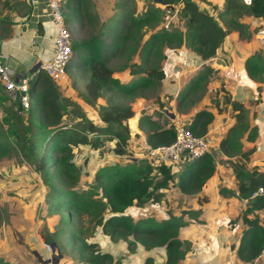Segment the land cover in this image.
<instances>
[{
	"label": "trees",
	"instance_id": "obj_1",
	"mask_svg": "<svg viewBox=\"0 0 264 264\" xmlns=\"http://www.w3.org/2000/svg\"><path fill=\"white\" fill-rule=\"evenodd\" d=\"M142 1L138 11L136 0H117L112 17L100 22L92 0H59L72 48L66 75L77 98L65 95L59 84L41 70L38 79L28 83L27 107H11L7 116L0 118V159L17 155L40 174L49 188L46 216H59L58 223L66 228L76 248L75 264H178L192 252V242L180 239L179 230L198 220L200 208L182 209L177 215L169 213L162 220L149 215L133 217L127 211L160 203L171 186L186 196L199 195L216 169L213 148L197 159H183L177 169L172 164L135 157V153L145 150H134L130 142L128 121L134 116L131 101L149 96L156 107L142 108L137 118L146 145L170 144L175 137L169 116L171 97L163 99L158 93L173 65L169 63L167 68L162 61L181 47L192 51L200 61H208L216 55L227 32L234 30L245 39L251 36L248 24L241 21L244 16L264 24V0H250L248 4L224 0L216 16L201 8L197 0ZM30 11L26 0H0L1 35L10 31L11 13L26 16ZM175 11L182 21L181 28L168 22L167 17ZM163 24L167 27L157 30ZM136 53L140 62H131ZM125 67L132 79L121 82L113 74ZM244 70L249 78L263 82L264 52L249 56ZM212 72L204 64L189 80L178 96V113L187 111L201 96ZM215 93L223 95L235 120L218 143L223 155L233 158L227 161L235 176V191L230 193L247 200L238 218L243 228L235 255L241 264H264L260 260L264 253V196L251 197L256 188L264 186V170L248 168L253 149L242 148L244 136L254 141L258 128L250 125L249 110L231 100L222 86ZM100 99L103 103L98 102ZM216 102L211 98L213 105ZM213 120V113L205 107L191 115L187 127L194 135L204 136ZM80 148H87L92 157L94 152L111 153L116 159L99 165L90 184L79 190L81 169L74 160ZM227 191L220 189L222 194ZM206 202V198H197L199 205ZM3 221L0 209V223ZM94 232L103 237L104 247L120 249V255L106 251L99 240L89 241ZM40 235L62 256L65 250L56 231L51 232L44 224ZM139 249L163 252L164 263L149 255L141 259ZM0 264L9 263L0 258Z\"/></svg>",
	"mask_w": 264,
	"mask_h": 264
},
{
	"label": "crops",
	"instance_id": "obj_2",
	"mask_svg": "<svg viewBox=\"0 0 264 264\" xmlns=\"http://www.w3.org/2000/svg\"><path fill=\"white\" fill-rule=\"evenodd\" d=\"M26 1L30 3L31 7L29 14L25 16L16 12L11 13L12 24L10 25L9 33L7 35H1L0 32V54L3 56L1 57L2 60H6L7 65L11 69L12 78L15 81L31 83L38 79L41 71V63L49 60L53 56V39L56 33V27L49 15V0ZM92 1L100 22L108 21L115 12L114 6L117 0ZM197 2L201 8H205L214 16L224 7V0H197ZM136 3L137 10L140 11L143 7V1L136 0ZM241 21L248 25L257 21L259 23L262 22L260 19L251 16H244ZM147 36L148 34L145 35L144 39ZM251 36L249 39L242 40L238 32L234 30L227 32L216 55L205 62L200 61L192 51L185 50L183 47L178 48L175 52H171V54L169 53L168 58L162 61V65H165V67L169 63L173 65L169 68L166 78L161 82L158 93L159 97L163 99L171 97L170 119L173 122L175 119H183L188 122L194 112L205 107H208L214 115L213 122L208 126L207 135L214 140L213 151L216 159V169L213 176L207 180L206 185L199 195L187 196L194 200L192 209H201V214L198 217V220L201 222L195 225V227L192 222L186 225L189 226L188 228L190 230L189 232L186 231L189 234L188 237L192 236L193 232H197L193 238H187L186 234L182 236L183 238L190 239V241H194L199 249H206L212 245L215 246L216 251L214 254L209 255L206 252L204 256L201 254V257H203L201 258L202 264H217L218 258L224 257L222 254H225L227 245H237L236 239L240 237L243 228L241 220L238 219V212L239 210H243L247 204L246 201L238 198L235 192L234 195L230 193L235 191V176L227 161L233 158L223 155L218 147L219 140L225 136L228 129L235 122L231 106L223 102L221 93H215L221 84L231 100L239 101L249 110L250 125L257 126L258 135L254 141H247L244 136L242 139V148L243 150L253 149L249 156L248 168L259 167L264 170V81L258 82L249 78L244 70L245 60L257 51L264 52V47L257 40L256 35ZM131 62H140V57L137 53L132 56ZM204 64H208L213 70L212 77L209 76L206 81L205 91L194 101V104L187 111L178 113L176 111L178 96L187 86L189 80L203 69ZM216 75L218 79L215 78ZM113 76L121 82H128L132 79L127 67L115 71ZM211 78L215 80L211 81ZM58 84L65 95L74 99L77 98L75 90L70 87L68 78ZM211 98L217 100L215 105L211 103ZM98 102L103 103V100L100 99ZM15 106L20 108L19 99L9 97L0 82V117L6 116L7 110ZM131 106L134 111V116L128 121L132 133L130 142L133 147L135 139L138 138L139 142L143 145L142 148L145 150L146 143L143 133L137 127V118L142 108L150 107L154 110L156 107L153 104V99L149 96L134 98L131 101ZM83 108L90 112L89 107L83 105ZM221 188L227 189V193L222 194L220 192ZM198 197L206 198L207 202L199 205L197 203ZM229 215H233L235 221L233 226L230 227L229 222L231 218ZM182 229L183 227L180 231ZM203 232L211 235L212 244L210 243L209 246L204 245L203 247L202 243L206 239L200 238V234ZM210 237L207 236V238ZM235 248L234 253H231L233 259H237ZM146 255L152 256L155 259L158 258L160 261L163 258V252L161 251L152 250L146 253L139 249L138 256L141 259ZM233 262L226 261L225 264H233ZM237 264H241V262L238 260Z\"/></svg>",
	"mask_w": 264,
	"mask_h": 264
},
{
	"label": "rangeland",
	"instance_id": "obj_3",
	"mask_svg": "<svg viewBox=\"0 0 264 264\" xmlns=\"http://www.w3.org/2000/svg\"><path fill=\"white\" fill-rule=\"evenodd\" d=\"M176 12L177 11H175L171 17H167L169 20L168 22L171 23L174 28H181L182 21L177 18L175 15ZM261 23L257 21L248 25L249 27L251 26V28H248L251 35H255ZM162 26L165 27V24L160 25L157 30ZM242 40H245V38H242ZM215 78L218 79L217 75ZM214 80L215 79L213 78L211 81ZM220 86H222V84ZM221 98H224L223 95ZM6 116H1L0 118L2 119ZM160 121H162V118H160ZM142 146V143L139 142L138 138H136L135 142L133 143V149L139 151L143 149ZM92 154L93 157L85 148H80L76 152L74 161L81 169L80 184L77 187L79 190L87 184H90L99 165L103 166L104 164L113 163L116 159V157H113L111 153L103 155L94 152ZM141 154L142 153L140 152L135 153V157L142 158ZM180 164L181 162L173 165L174 169H177ZM86 174L88 175L87 177L85 176ZM48 192L49 188L43 183L40 174L36 172L32 166L22 161L19 156L13 154L0 159V209H2V213L4 215V221L0 223V258L7 263L43 264L41 262L43 260H49L47 264L76 263V248L71 244L66 232V228H63V226L58 223L59 216H46L47 205L45 200ZM193 204L194 200L181 194L176 187L171 186L164 192V197L160 203L154 206L147 205L145 209L131 208L127 212L133 217L149 215L153 216L157 220H162L164 217H167L169 213L177 215L180 214L182 209H192ZM225 209L227 208L225 207ZM238 213V216H240L242 210H239ZM229 217L231 218L229 224L230 227L232 226L231 223L234 222V218L233 215H229ZM83 222H85V219H83ZM200 222V220H195V222H192V224L195 227V225H198ZM44 224L47 225L51 232H57V236L60 239L59 242H61L65 250L59 259H57L55 253V255H53L52 252L47 250L46 243H44L40 235ZM87 225L88 224L85 222L84 226ZM188 227L189 226H186L183 227L181 231L179 230L180 239L184 240L187 238H193V236L197 234V232H193L192 236L188 237L189 234L186 233V231H190ZM205 233L206 232L200 234L201 239L206 238L203 241L204 243H202L203 247L204 245L209 246L210 243L212 244V239L210 237L211 235H207ZM93 234L95 235L91 236L90 238L88 237L89 241L99 240V245H101L106 251L112 253L114 256L120 255V249L108 246L104 247L103 237L97 236L95 232ZM184 234H186L187 238L182 237ZM207 236L210 238H207ZM236 240V243H238L239 238ZM191 242L192 252L187 253L185 258L178 264H202L203 262L201 261V258L203 257H201V254L204 256L206 252L210 255L214 254L216 251L214 245L206 249H199L198 245L195 244L194 241ZM235 246L236 244H231V246L227 245L225 254H222L224 257L218 258L217 264H225L226 261L233 262L234 260L235 261L233 264H237L238 260L233 259L231 255L232 252L234 253ZM260 260H264V253ZM158 261L160 260L156 258V262ZM161 261L164 263V257Z\"/></svg>",
	"mask_w": 264,
	"mask_h": 264
},
{
	"label": "built area",
	"instance_id": "obj_4",
	"mask_svg": "<svg viewBox=\"0 0 264 264\" xmlns=\"http://www.w3.org/2000/svg\"><path fill=\"white\" fill-rule=\"evenodd\" d=\"M249 3L250 0H243ZM49 15L56 27V33L53 39V56L41 63V70L53 81L61 83L67 78L66 66L72 54V48L69 40V34L66 30L59 0H49L48 2ZM171 17V16H170ZM167 27V24H165ZM257 40L264 47V24L261 23L256 33ZM0 54V82L3 85L6 93L12 99H19L20 108H26L28 105V83L17 82L12 78V71L2 60ZM175 137L173 142L166 145L149 147L146 145L142 157H147L153 162H163L166 164H178L183 159H197L210 151L214 146V140L207 134L204 136L194 135L187 127V122L183 119L174 120ZM264 196V186L256 188L251 197ZM247 202L246 199H242ZM47 250L51 251V245L46 244Z\"/></svg>",
	"mask_w": 264,
	"mask_h": 264
},
{
	"label": "water",
	"instance_id": "obj_5",
	"mask_svg": "<svg viewBox=\"0 0 264 264\" xmlns=\"http://www.w3.org/2000/svg\"><path fill=\"white\" fill-rule=\"evenodd\" d=\"M51 251L53 253V255L56 254L57 259H59L61 257V254L59 252H56L55 248H54V244L51 245ZM55 253V254H54ZM43 264H47L49 262V260H43L41 261Z\"/></svg>",
	"mask_w": 264,
	"mask_h": 264
}]
</instances>
